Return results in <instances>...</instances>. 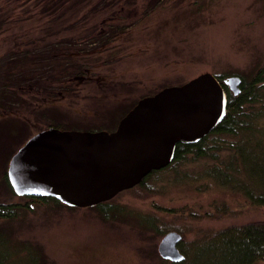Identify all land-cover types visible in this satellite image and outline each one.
<instances>
[{
  "label": "rangeland",
  "instance_id": "rangeland-1",
  "mask_svg": "<svg viewBox=\"0 0 264 264\" xmlns=\"http://www.w3.org/2000/svg\"><path fill=\"white\" fill-rule=\"evenodd\" d=\"M132 2L115 20L120 29L108 43L74 39L71 48L84 55L90 68L85 79L76 81L75 92L57 99L54 106L42 105L44 109L56 107L61 116L56 109L44 117L35 112L29 126L0 117V204H19L15 217H0V264H165L157 253L163 234L141 227L130 217L105 218L96 208L56 206L18 196L2 186L10 151L15 152L35 132L56 124L53 118H63L57 122L69 123L67 129L111 131L133 104L165 86L209 71L223 79L244 77L248 85L263 71L264 0ZM29 27L18 23L0 34V58L16 49ZM263 86L264 82L258 85V99L244 106L255 133L212 135L205 149L215 152L217 159L188 155L147 180V187L117 194L114 203L133 213L156 216L158 230L181 232L187 248L216 229L264 221V206L250 204L239 189L223 186L205 173L212 172L214 165L224 169V163L236 154L231 145L243 138L245 148L264 143ZM34 97L37 103L45 98ZM22 114L28 115L24 110ZM250 166L240 161L243 173L237 176H249Z\"/></svg>",
  "mask_w": 264,
  "mask_h": 264
},
{
  "label": "trees",
  "instance_id": "trees-1",
  "mask_svg": "<svg viewBox=\"0 0 264 264\" xmlns=\"http://www.w3.org/2000/svg\"><path fill=\"white\" fill-rule=\"evenodd\" d=\"M132 3V0H0V34L7 32L11 26L18 23L30 24L25 37H19L18 44L15 45L16 49L0 58V109L3 110L0 112V117L4 118L2 120H15L20 126L22 124L29 126V117H35L31 116L33 113H37V117H44L51 114L47 113L50 109H56L61 116V112L56 107L44 109L42 105L54 106L57 99L75 92L76 81L85 79L90 68L87 66L84 55L79 50L71 48L76 42L74 39L91 43H96L98 40L108 43L113 34L116 35L118 32L119 26L114 24L115 20L122 12L121 10ZM99 15H103V18L94 23L92 19ZM262 70L248 85L244 77L241 78L239 95L231 93L224 79L216 76L228 95L226 117L201 141L177 144L175 157L170 164L149 172L133 188L147 187V180L180 164L188 155L192 154L196 159L207 155L211 159H217L215 152L209 154L205 149L212 135L219 133L234 135L237 131L255 133L256 130L249 120L251 115L246 112L244 106L258 99L260 95L257 92L258 85L264 82V67ZM36 95H44L45 98H39L38 103L33 102ZM39 107L44 110H40ZM22 110L27 111L28 115H21ZM53 120L56 124L50 125L52 127L67 129L71 126L69 123L57 122L63 121V118L58 120L53 118ZM244 139L231 145L236 150V154L230 156L229 161L224 163V169L214 165L211 168L212 172L206 170L205 173L223 186L229 185L235 190L239 189L250 204L264 206V143L259 141L251 148H245ZM10 152L12 156L14 151ZM240 161L251 163L248 169L249 176L245 175L243 178L237 176L242 172L238 168ZM233 172L236 176L231 175ZM229 173L231 177L227 176ZM247 179H249L248 184L245 182ZM1 181L2 186L5 185L12 192L7 173L3 174ZM27 197L72 208L49 196ZM114 198L94 205L92 208L98 209L105 218L124 215V219L130 217L146 229L150 228L161 234L167 232L158 230L160 222L156 216L133 213L132 210L114 203ZM18 206L19 204H0V217H15ZM183 239L182 235L179 249L185 255L184 260L172 263L162 259L165 264H257L264 260V221L262 220L216 229L204 238L191 242L188 248L184 247Z\"/></svg>",
  "mask_w": 264,
  "mask_h": 264
},
{
  "label": "water",
  "instance_id": "water-1",
  "mask_svg": "<svg viewBox=\"0 0 264 264\" xmlns=\"http://www.w3.org/2000/svg\"><path fill=\"white\" fill-rule=\"evenodd\" d=\"M224 83L240 94L241 78ZM228 95L212 72L165 86L139 99L108 130L48 127L35 132L10 157L7 180L25 197H53L68 207H93L133 188L153 170L167 167L179 143H197L226 117ZM182 235L164 233L161 259L181 262Z\"/></svg>",
  "mask_w": 264,
  "mask_h": 264
}]
</instances>
